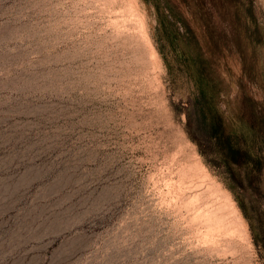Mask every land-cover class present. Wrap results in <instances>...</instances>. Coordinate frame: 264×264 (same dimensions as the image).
Segmentation results:
<instances>
[{"label":"rangeland","instance_id":"obj_1","mask_svg":"<svg viewBox=\"0 0 264 264\" xmlns=\"http://www.w3.org/2000/svg\"><path fill=\"white\" fill-rule=\"evenodd\" d=\"M0 264H264V0H0Z\"/></svg>","mask_w":264,"mask_h":264},{"label":"trees","instance_id":"obj_2","mask_svg":"<svg viewBox=\"0 0 264 264\" xmlns=\"http://www.w3.org/2000/svg\"><path fill=\"white\" fill-rule=\"evenodd\" d=\"M220 139L221 140H223V141H228V137H224V139H223V137L222 136H220ZM227 148V147H226ZM229 150H230V152H232V154H236L238 151L236 150V149H234L233 147H231V146H228V152H229ZM234 152V153H233Z\"/></svg>","mask_w":264,"mask_h":264}]
</instances>
